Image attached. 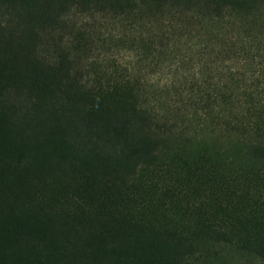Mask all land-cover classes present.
<instances>
[{
	"label": "trees",
	"instance_id": "obj_1",
	"mask_svg": "<svg viewBox=\"0 0 264 264\" xmlns=\"http://www.w3.org/2000/svg\"><path fill=\"white\" fill-rule=\"evenodd\" d=\"M0 264H264V0H0Z\"/></svg>",
	"mask_w": 264,
	"mask_h": 264
},
{
	"label": "rangeland",
	"instance_id": "obj_2",
	"mask_svg": "<svg viewBox=\"0 0 264 264\" xmlns=\"http://www.w3.org/2000/svg\"><path fill=\"white\" fill-rule=\"evenodd\" d=\"M106 33L109 34L110 32H106ZM117 55H118L117 60H120L121 62H123V64L127 66H134L135 61H137V58L133 53L122 52V53H117ZM171 79H172V74L168 75L167 73H164V74L160 73L155 76V80H159L162 82H167L168 80H171Z\"/></svg>",
	"mask_w": 264,
	"mask_h": 264
}]
</instances>
